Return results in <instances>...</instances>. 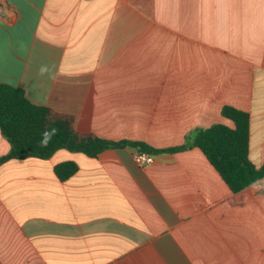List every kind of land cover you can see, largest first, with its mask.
Returning <instances> with one entry per match:
<instances>
[{
  "label": "crops",
  "instance_id": "0c3cea01",
  "mask_svg": "<svg viewBox=\"0 0 264 264\" xmlns=\"http://www.w3.org/2000/svg\"><path fill=\"white\" fill-rule=\"evenodd\" d=\"M0 84L79 132L161 150L231 126L234 107L259 168L264 0H0ZM137 152L2 163L0 264H264V178L233 193L194 146L146 166Z\"/></svg>",
  "mask_w": 264,
  "mask_h": 264
},
{
  "label": "trees",
  "instance_id": "16d2710c",
  "mask_svg": "<svg viewBox=\"0 0 264 264\" xmlns=\"http://www.w3.org/2000/svg\"><path fill=\"white\" fill-rule=\"evenodd\" d=\"M221 116L232 125L216 123L196 130L187 145L154 149L144 143L114 142L79 132L72 117L36 106L22 89L0 84V132L10 146L9 152L0 157V165L30 157L46 159L59 149L96 157L104 150L123 146H134L149 154L173 153L194 146L205 155L230 190L237 193L264 178V164L257 168L248 160L249 114L225 106ZM76 170L75 163L65 162L56 166L54 173L64 180Z\"/></svg>",
  "mask_w": 264,
  "mask_h": 264
},
{
  "label": "built area",
  "instance_id": "2783aa9c",
  "mask_svg": "<svg viewBox=\"0 0 264 264\" xmlns=\"http://www.w3.org/2000/svg\"><path fill=\"white\" fill-rule=\"evenodd\" d=\"M134 160L139 166L150 165L154 162L153 155L139 151L135 154Z\"/></svg>",
  "mask_w": 264,
  "mask_h": 264
}]
</instances>
